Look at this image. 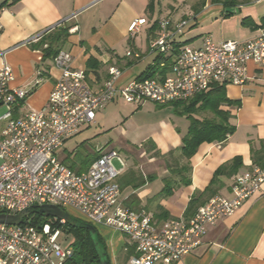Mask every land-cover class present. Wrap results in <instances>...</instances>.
Masks as SVG:
<instances>
[{
  "label": "crops",
  "instance_id": "1",
  "mask_svg": "<svg viewBox=\"0 0 264 264\" xmlns=\"http://www.w3.org/2000/svg\"><path fill=\"white\" fill-rule=\"evenodd\" d=\"M190 2L185 5L183 1L184 6H181L179 0H0V5L3 4L0 9V67L7 63L13 70L10 88L28 91L26 101L15 111V117L44 106L59 72L53 67L54 54L44 58L42 49L64 31L65 36L54 45L52 52H69L74 68L84 70L87 85L97 92L110 79V68L120 71L117 86L154 76L160 70L152 67L157 57L149 55L148 44L157 35L158 23L163 19L172 24L189 19L179 42L194 48L200 47L207 35L215 42H245L264 29V0ZM228 7L235 12H225ZM138 18H145L146 23L131 37L128 27ZM128 50L140 53L141 59L126 57ZM148 58L150 61L138 73L132 71ZM247 77L241 87L223 85L226 97L239 102L238 108L221 107L232 115L229 122L235 130L223 144L199 145L189 160L191 170L187 177L190 185L180 184L179 176L173 173L186 163L180 148L189 127L187 119L188 124L181 129L173 122L169 127L165 124L161 133L153 140L147 139L144 146L130 147L126 142V153L109 149L117 151L125 162L117 179L122 206L133 211L146 210L157 225L169 219H188L195 211H186L192 195L204 192L222 165L240 157L242 166L238 172L229 178L221 176L212 192L203 194L198 207L212 196L231 197L236 176L257 168L252 166L251 148L258 149L259 142L264 141V67L249 63ZM117 99L122 100L116 95L114 101ZM153 104L156 108H173L177 103ZM210 115L200 113L199 118ZM95 123L96 116L95 122L78 134ZM70 139L58 149L57 157L77 173L89 168L99 149L105 150L98 147L96 155L86 164L77 161L74 155L62 154L60 157ZM165 180H171L173 185L168 193L163 191ZM94 227L104 242L109 263L128 264L132 254L127 255L129 246L125 237L109 227ZM204 235L200 246L174 264H264V184L261 192L248 199L232 216L208 227Z\"/></svg>",
  "mask_w": 264,
  "mask_h": 264
},
{
  "label": "built area",
  "instance_id": "2",
  "mask_svg": "<svg viewBox=\"0 0 264 264\" xmlns=\"http://www.w3.org/2000/svg\"><path fill=\"white\" fill-rule=\"evenodd\" d=\"M189 22L172 24L163 19L158 23V33L148 44L149 55L157 57L152 67L160 69L154 76L117 86L120 71L110 68V79L97 92L87 85L84 70L74 68L71 54L58 51L53 67L59 75L50 95L42 109L22 117L14 113L25 103L28 91L10 88L13 70L7 63L1 65L0 214L16 215L41 205L70 208L89 224L122 234L133 251L128 264H174L201 245L208 227L232 216L261 192L264 169L255 168L236 176L230 198L213 197L190 218L157 225L146 210L133 211L120 204L117 179L125 162L117 151L99 149L82 173L58 160L64 141L93 124L98 109L116 95L136 106L145 102L165 106L188 101L216 86L241 87L248 79L249 63L264 67V29L245 42H215L207 35L194 48L179 42ZM145 23V18L134 20L128 34L135 36ZM125 55L141 59L140 53L131 50ZM57 221V225L41 227L28 217L19 225L0 224V264H80L71 246L61 248L60 238L67 236V230L63 221Z\"/></svg>",
  "mask_w": 264,
  "mask_h": 264
},
{
  "label": "trees",
  "instance_id": "3",
  "mask_svg": "<svg viewBox=\"0 0 264 264\" xmlns=\"http://www.w3.org/2000/svg\"><path fill=\"white\" fill-rule=\"evenodd\" d=\"M223 4L227 5V2H224ZM2 6L3 4L0 5V9ZM64 32L63 34L61 33V35H59V37H57L54 41H49L48 46L42 49L44 58L50 57L51 54H54L55 56L58 53V51H52L54 45L61 41L65 36ZM223 106H235L238 108L239 102L229 100L226 97L225 90L222 86H216L211 90L201 93L197 95V97L195 96L186 102L173 104L172 107L174 112L179 115H184L189 122L187 134L183 137L180 148V155H182L181 157L186 160V163L180 168L178 167L176 170H173V173L179 176L180 184L185 186L190 185V178L187 177V174H189L191 170L189 160L196 153L199 145L202 143L213 142L223 144L234 132L235 126L231 125L229 122V120L232 118V115L229 114V111L222 110L221 107ZM200 113H208L211 115L209 117L201 118H199V116H195L199 115ZM251 161L253 167L264 169V141L259 142L258 149H254L253 147L251 148ZM241 166L242 160L240 157H236L229 163L222 165L214 173L213 180L209 187L204 192H201V194L195 193L192 195L186 211L189 212L195 209V213L200 206L204 205L209 199L214 197H210L198 207V202L203 197V194H207L209 192L211 193L213 186L217 184V180H219L221 176L229 178L235 175ZM172 187L173 185L171 180H165L163 191L168 193L173 189ZM29 219H31V223L33 225L41 227L45 223H51L53 225H57L59 223L56 219L45 218L38 212L32 213L29 216ZM65 227L67 230V235H69L72 239L69 247L71 246L75 251V261L80 264H100L88 231L70 227L67 224ZM98 238L99 241L104 245V242L99 235ZM126 251L128 256L132 254L131 252H133L131 251V247L127 248Z\"/></svg>",
  "mask_w": 264,
  "mask_h": 264
},
{
  "label": "rangeland",
  "instance_id": "4",
  "mask_svg": "<svg viewBox=\"0 0 264 264\" xmlns=\"http://www.w3.org/2000/svg\"><path fill=\"white\" fill-rule=\"evenodd\" d=\"M179 1L181 6H184L182 4L183 1L185 5H190L192 0ZM149 61L150 58L146 59L144 63L138 65L132 71L138 73ZM96 113L95 125L67 141L64 146L65 151L63 152L64 149L62 150L60 157H62V154L63 156L69 155L71 157L74 155L77 161L86 164L96 155L98 147H103L105 150L116 149L119 152L126 153V142L129 143L130 147L142 146L147 139L153 140L156 134L161 133L160 129L162 127L164 128L166 125L169 127L172 122L180 129L185 128L186 124H188L186 117L176 114L173 108H156L151 102L144 103L141 107H138L117 99V101L115 100L106 106L103 105ZM114 165L118 166V163L114 161ZM65 210L70 215L86 221L82 214L75 210L70 208ZM60 240L61 248L67 249L72 239L69 235H63Z\"/></svg>",
  "mask_w": 264,
  "mask_h": 264
},
{
  "label": "water",
  "instance_id": "5",
  "mask_svg": "<svg viewBox=\"0 0 264 264\" xmlns=\"http://www.w3.org/2000/svg\"><path fill=\"white\" fill-rule=\"evenodd\" d=\"M225 12L227 13H234L235 10L233 8H225ZM38 212L42 214L45 218H53L59 221H63L65 224L69 225L70 227H75L79 229H84L88 231L93 247L96 251L98 260L100 264H110L107 258L105 246L99 241L97 229L81 220L77 217H74L67 213L66 210L54 206V205H41V206H33L30 208H26L19 212L16 215H6L0 214V224L4 225H19L23 222L25 218H28L32 213Z\"/></svg>",
  "mask_w": 264,
  "mask_h": 264
}]
</instances>
